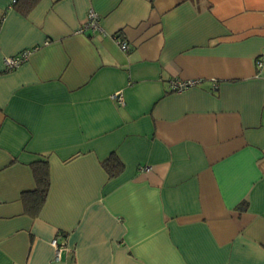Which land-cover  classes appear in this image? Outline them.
I'll use <instances>...</instances> for the list:
<instances>
[{
  "label": "crops",
  "instance_id": "crops-1",
  "mask_svg": "<svg viewBox=\"0 0 264 264\" xmlns=\"http://www.w3.org/2000/svg\"><path fill=\"white\" fill-rule=\"evenodd\" d=\"M14 1L0 0V264H264V0H38L25 16ZM89 10L102 31L80 34Z\"/></svg>",
  "mask_w": 264,
  "mask_h": 264
},
{
  "label": "built area",
  "instance_id": "built-area-1",
  "mask_svg": "<svg viewBox=\"0 0 264 264\" xmlns=\"http://www.w3.org/2000/svg\"><path fill=\"white\" fill-rule=\"evenodd\" d=\"M101 31L102 30H101V25H100V17L93 10H89L87 12L86 20L83 26L78 31V33L85 34L88 32L90 35H92L95 33H100ZM117 42H118V46L121 51L126 52L128 50V46L126 42L120 41V40H118ZM29 52L30 51H25L17 56L6 58L4 60V65H5L6 70L11 71L17 68L18 66H20L21 64H23L27 60ZM263 65H264V50L261 52L259 57L256 59V66L258 68L262 67ZM194 85H195V82L193 81H187V82L173 81L170 84L171 86L170 88H171V91L174 93H181ZM115 98L117 99L119 103L122 102V99L120 96L117 95L115 96ZM51 246L54 248L56 259H59L61 256V253L67 250L65 243L60 244L57 242L56 239L52 240Z\"/></svg>",
  "mask_w": 264,
  "mask_h": 264
},
{
  "label": "trees",
  "instance_id": "trees-1",
  "mask_svg": "<svg viewBox=\"0 0 264 264\" xmlns=\"http://www.w3.org/2000/svg\"><path fill=\"white\" fill-rule=\"evenodd\" d=\"M37 2L38 0H15L13 7L25 16ZM102 166L103 170L110 178L116 177L122 170V163L113 156L106 159ZM32 170L36 182V190L31 194V203L33 213L35 214L41 209L49 190L50 180L47 161L35 162L32 165Z\"/></svg>",
  "mask_w": 264,
  "mask_h": 264
}]
</instances>
